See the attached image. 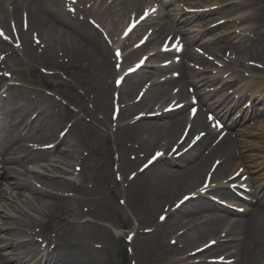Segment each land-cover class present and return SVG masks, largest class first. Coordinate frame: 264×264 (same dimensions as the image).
<instances>
[{
	"label": "bare ground",
	"instance_id": "1",
	"mask_svg": "<svg viewBox=\"0 0 264 264\" xmlns=\"http://www.w3.org/2000/svg\"><path fill=\"white\" fill-rule=\"evenodd\" d=\"M226 1L196 0L186 4H195L193 7L196 10H208ZM230 1L231 5L227 7L226 13L239 16L227 23L232 27L240 24V27H237L239 31L236 33L223 29L219 31L221 37L219 33H212L202 38V34L211 28V23L216 22L214 18H208L212 15L211 11L191 15L184 23L191 20L194 22L190 27L180 30L183 23L176 21L178 26H169L161 21L167 17L166 12L155 9V12H149L133 32L123 37L126 23L143 15L145 10L154 8L150 1L76 0L77 10L92 15L95 22L108 34L114 48L120 47L123 50L124 64L122 70L117 71L112 69L111 58L107 57L106 48L101 47L97 40L96 31L89 28L79 16H75L76 14L67 12L64 3L62 6L61 2L58 4L54 0H0V22L5 34L0 36V44L7 42L6 38L9 37L21 42L22 47L21 50L14 51L5 46L10 42L4 47L0 46V55L13 52L20 55V59L13 64L7 61L1 63L4 69L8 68L15 76L11 82H4L0 77V93L8 94L5 99L10 98L13 103L11 106L2 104L7 107H23L28 111L37 108L36 116L41 124L49 126V136L51 141L56 142L55 148L59 157L58 163L44 166L43 171L34 168L31 171L25 170L24 173L16 172L14 176V172H4L3 175L9 182H6L7 185L0 184V238L5 244L3 246H8L9 249L5 255H0V264L30 262L29 259L34 256L30 257V251L24 246V237L30 236V243L35 244L36 234L32 231L35 226L43 224L45 218L54 219L58 224L69 218L77 222L75 226L62 232L63 227L58 224L50 228V231L55 233L54 240L49 234L43 235L44 241H54L56 244L51 250L45 249V264H113L109 252V242L113 235L109 232L101 234L100 239L107 244L104 242L97 247L93 246V242L99 238L98 234L86 231L91 221L82 220L85 215L96 219H104L108 215L120 216L119 208L114 203L120 195L127 199L131 210L139 213V224L133 228V238L129 241L133 248L132 256L137 259V264H203L201 259L209 257L229 261L218 264H264V215L259 218L252 216L257 215L259 209H253L243 223L233 218L227 219L217 212L211 213L213 209L220 208L214 202L200 213L197 210L198 200L208 198L210 193L220 198L227 192H233L230 188L239 189L246 185L254 189L261 188L260 179L256 177L249 179V182L248 178L239 177L241 173L244 174V169L240 170L239 165L243 166L247 158L243 154L240 158L241 148L254 149L258 145L264 147V118L254 119L236 135L227 133L215 141L213 138L216 132L209 127L201 109L208 97L201 85L204 82L223 80L224 74L229 72L230 79L245 80L248 76L244 79L243 73L236 71L237 69L241 68L250 75L247 85L251 87L248 93L252 94L256 84L264 87V0ZM59 6H62V9ZM177 8L186 10L188 6L180 3ZM222 9L223 7H220L217 11ZM71 18L75 19V25L67 22ZM24 20L27 21L26 28H23ZM152 23H156L155 28L143 32ZM151 32L153 39L151 38L148 44L150 47L135 46V42L144 34ZM169 35H172V38L168 46L175 47L172 52L176 54L175 50L182 44L181 54H185L189 60H200L195 53L184 47L191 43L213 53L219 59L224 60V49L229 47L236 49L238 56L234 63H225V70H219L220 68L214 67L210 62L197 69L186 63L172 64L171 67L180 69L181 75L168 81L164 87L178 84V94L161 92V88L156 86L157 83L153 87L143 88L142 83H134L137 75L133 74L126 77L122 85L115 89L119 93L118 99L111 98L110 92L114 88L109 81L110 77L122 73L135 57L142 54H150L145 68L154 69L155 58L164 56L160 50L166 43L165 37ZM179 36L181 42L176 43L175 39ZM136 37L139 38L135 39ZM217 41L220 44H214ZM64 58L68 59L67 64L91 63L103 83L98 89L96 101L91 100L92 108L87 110L81 106L71 114L74 121L69 125L57 112L60 108L58 102L34 87V82L24 79L19 67L24 66L27 70L37 69V65L45 61L51 64L50 67L60 66L63 64L61 59ZM246 60L260 62L261 67L250 66ZM2 68L0 65V70ZM214 70H217L216 75H208ZM203 72H207L208 76H200ZM186 84L194 87V94L201 107L185 134L189 123L182 124L180 115L182 116L181 113L191 103L190 94L185 89ZM47 85L52 86L51 83ZM136 89H139L138 92L143 90L139 100L136 99L138 92L134 97ZM180 103L181 108L171 110L172 106ZM112 105L120 106L115 124L108 116L109 107ZM94 110L99 113L95 118L103 126L105 139L104 155L107 163L100 169L103 185L98 181L96 173L88 170L87 160L80 156L81 142L86 134L85 130L79 128L80 114L89 111L94 113ZM63 126L66 128L65 133L60 136L59 132ZM88 128L91 134L97 132L91 126ZM240 131L242 134L238 135ZM243 136L252 139H241ZM197 137L199 139H196ZM177 152L179 155L175 156ZM113 153L118 158L116 169L112 166ZM140 154L142 157L149 154L155 157L153 163L145 170L139 168ZM30 155L32 159H36L45 157L47 152L33 151ZM65 162L72 167L74 174L75 165H83L84 173L78 181L74 178L68 180L60 175L61 170L57 167ZM258 164L261 165L262 162ZM248 168L250 169V166ZM115 172L122 177V186L114 180ZM208 175L209 183L205 193H202V182L206 181ZM260 190L264 191V186ZM182 194H188L190 198L176 207L173 200ZM257 202L261 203L259 199ZM164 208L167 217L170 216L169 220L166 219L164 224L150 223L144 226V213H153ZM203 212L209 214L204 216ZM73 227H78L80 232L72 231ZM174 237L177 243L171 245L169 239ZM209 239H215L216 244L208 245ZM117 240L122 244L126 243L124 237H118ZM198 248L201 250L197 251ZM8 255L15 256V259L6 257Z\"/></svg>",
	"mask_w": 264,
	"mask_h": 264
},
{
	"label": "rangeland",
	"instance_id": "2",
	"mask_svg": "<svg viewBox=\"0 0 264 264\" xmlns=\"http://www.w3.org/2000/svg\"><path fill=\"white\" fill-rule=\"evenodd\" d=\"M13 58V56H11ZM63 63H68V59L64 58L61 59ZM95 68L90 63H85L82 65H79V68L77 69L76 65H72L69 73L67 76H64V80L69 83L75 82L79 87L84 89L87 92H93V90H98V88L102 87L100 84V81L97 79V75L95 74ZM31 77V78H29ZM27 78V75H26ZM28 79H32L35 81L36 86L39 88L41 86L40 81L46 82V78L44 75L41 74L40 70L38 72L28 76ZM49 80V79H47ZM53 83L55 81H52ZM63 86H66L67 88H62ZM60 90L62 91L64 95H66L68 98L72 99V101H76L78 96L76 91L69 86V84H64L60 87ZM95 97H97V92H95ZM109 115H111V108L109 109ZM99 128V127H98ZM84 143L87 144L85 147V154L90 157V160L92 159V166L90 167L91 172H95L97 175V179L102 183V177H101V166L105 165L107 163V158L104 155L105 151V139L103 136V132L97 131L96 133H92L91 136H87L84 138ZM83 145V143H81ZM115 148V147H114ZM248 155L250 153L264 155V147L259 146L258 149H249ZM115 153V152H114ZM112 155V161L113 165H115L117 155ZM252 155V154H251ZM250 155V156H251ZM146 158V157H145ZM145 158H142L141 162L145 160ZM262 158H259L257 160H260ZM112 161L110 162V165L112 164ZM140 162V164H141ZM261 170H258L256 175H263L264 173V166L260 167ZM99 170V171H98ZM98 171V172H96ZM114 180H116L117 175L115 174ZM179 197V196H178ZM178 197L175 198V201L178 200ZM121 201H124L123 199H118L114 203L119 207V213L120 216H106L104 219H96L91 216H84V220L88 219V221H91V223L88 224V227H86V231H92L95 235L98 234L97 238L98 240L94 241L93 244L96 246V244L104 243L105 241L100 239L101 234H105V232H109L113 235V239H110L109 247H110V254L112 256L113 264H137V259L130 258L128 261H126V256L132 255V247L130 245H125L120 243L117 238L119 236H125V231L130 230V227L133 225H136L139 222V219L137 218L139 216V213L134 212L131 210V206H129L128 203L122 204ZM163 211L158 210L154 211L153 213H144V224L151 223V222H157L158 220V214L162 213ZM76 223V222H74ZM130 223V225H129ZM74 225V224H73ZM92 226V227H90ZM75 231L80 232L78 227H74ZM128 232V231H127ZM91 233V232H90ZM92 235V234H91ZM171 244L175 239H169ZM176 241V240H175ZM105 244H107L105 242ZM175 245V244H172ZM137 246L134 248L136 249ZM205 261V259L203 260ZM211 260L208 262L210 263ZM205 264H207V261H205Z\"/></svg>",
	"mask_w": 264,
	"mask_h": 264
},
{
	"label": "snow or ice",
	"instance_id": "3",
	"mask_svg": "<svg viewBox=\"0 0 264 264\" xmlns=\"http://www.w3.org/2000/svg\"><path fill=\"white\" fill-rule=\"evenodd\" d=\"M149 12H155V9L153 8V9H150V10H145L144 16L140 17V19L143 20V19L149 14ZM132 27H134V25H131V26L129 27V29H127V30L125 31V35H127V34L132 30ZM0 34H2V33H0ZM141 43H143V41H141ZM117 54L119 55V51L117 52ZM145 59H147V58L145 57L144 59H142V60L139 62V64L137 65V67H139L140 64H143ZM129 71H132V69H130ZM5 75H7V73H6ZM118 83H119V81H118ZM192 113H193V115H195V113H196V109H195V108L192 109ZM209 119H211V117H209ZM201 135H203V133H202ZM196 139H199V137H197ZM157 155H159V153H157ZM217 163H219V162H217ZM203 190H204V189L202 188L201 191H203ZM184 199L186 200V199H188V197H185ZM160 219H161V220H164L165 217H164V216H161Z\"/></svg>",
	"mask_w": 264,
	"mask_h": 264
}]
</instances>
